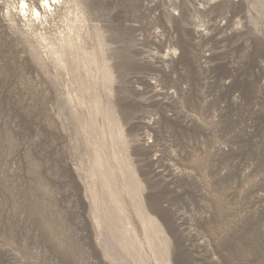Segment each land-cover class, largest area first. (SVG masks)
<instances>
[{
    "label": "rangeland",
    "instance_id": "1",
    "mask_svg": "<svg viewBox=\"0 0 264 264\" xmlns=\"http://www.w3.org/2000/svg\"><path fill=\"white\" fill-rule=\"evenodd\" d=\"M0 264H264V0H0Z\"/></svg>",
    "mask_w": 264,
    "mask_h": 264
}]
</instances>
